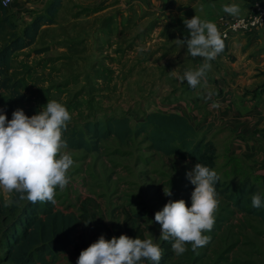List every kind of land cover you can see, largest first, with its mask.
<instances>
[{
	"label": "rangeland",
	"instance_id": "obj_1",
	"mask_svg": "<svg viewBox=\"0 0 264 264\" xmlns=\"http://www.w3.org/2000/svg\"><path fill=\"white\" fill-rule=\"evenodd\" d=\"M2 18L0 13V21ZM11 32L12 28L8 25L0 27V45L8 41ZM15 33L20 34L21 27L19 30L15 28ZM47 34L44 33L41 38H46ZM81 39H73L72 45L78 44ZM87 41L92 42L93 47L82 42L81 47L77 46L81 48L78 58L72 55L60 62L52 57H40L42 55L39 56L38 52L42 49H36V46L17 51L11 60V75L21 79L20 90L28 96L27 104L43 108L47 100L55 99L63 103L71 115L67 124L69 130L83 129L88 120L105 121L111 116L124 115L130 117L131 125L134 126L135 121L145 115L140 110L146 108L142 107L145 105L143 100L148 101L150 96L154 99V93L142 85L145 77L141 75L140 81L124 80L127 77L130 79L132 69V63L129 58H125V53H118L117 57L120 63H124V73L115 80H107L109 77L106 74L108 68H113L112 65L103 62L102 55L92 60L94 52H101L103 48L96 40ZM116 48L111 49L112 57L117 53ZM91 49L95 51L92 52ZM29 60H32L31 64L28 63ZM143 74L147 77L148 72ZM124 81L127 82L125 91ZM155 104L153 100L152 105ZM18 105L23 109L26 104ZM88 137L86 134L87 140L90 139ZM101 139L98 151L67 147L66 151L71 154L74 163L68 171V185L64 190L56 188L57 206L66 213L79 214L81 203H85L89 221L84 223L83 232L88 246L101 234L105 239L124 234L126 226L123 222L126 215L123 211L128 214L140 213L142 218L137 224L144 227L145 238H152L160 246V226L154 219L155 212L161 210L169 199H183L187 206L191 205L194 185L187 179L186 172L194 167L193 161L156 151L150 146L144 133L132 135L125 141L114 136ZM217 173L219 186H231L227 194L238 184H242L254 186V191L247 198L251 199L254 194L264 195L259 180L252 182L250 176H228L220 169H217ZM168 188L172 193L170 197L163 192V189ZM9 196L12 193L0 190V202L4 206ZM218 199L220 203L215 213V224L210 232L205 233L210 236L208 244L195 252L191 250L190 244L186 245L187 251L180 256L171 250L172 255L164 264H264L262 219L239 209L225 195L218 196ZM22 203L18 204L19 208ZM18 214V210L12 212L9 207L0 211V255L5 250L2 244L5 241V227ZM78 256V251L72 249L61 253L52 264H76ZM141 264L151 262L143 260Z\"/></svg>",
	"mask_w": 264,
	"mask_h": 264
},
{
	"label": "crops",
	"instance_id": "obj_2",
	"mask_svg": "<svg viewBox=\"0 0 264 264\" xmlns=\"http://www.w3.org/2000/svg\"><path fill=\"white\" fill-rule=\"evenodd\" d=\"M50 1L14 0L5 16L22 30L37 14L45 12ZM232 3L240 5L239 16L251 11L249 0H60V7L52 15L53 23L42 25L34 43L23 49L36 46L42 49L40 57L60 62L72 55L78 58L81 43L93 47L87 40H96L103 50L91 49L95 51L92 60L102 55L103 62L113 67L108 68L107 80L124 73V63L117 57L125 53L132 69L130 79L124 80L140 81L141 75L145 77L142 85L154 93V99L150 96L148 101L143 100V114L181 115L193 128L194 138L211 144L215 156L211 169L233 177L250 176L252 182L259 180L264 189V23L224 40V50L209 61L206 85L202 79L193 89L173 74L183 75L205 63L204 58L191 56L186 43L180 42L189 35L183 20L198 15L219 28L222 19L231 16L222 6ZM4 25L7 22L0 26ZM44 33H48L47 37L41 38ZM73 39L81 41L72 45ZM115 47L117 53L112 57L111 49ZM209 92L211 99L206 100ZM213 102L219 107H211Z\"/></svg>",
	"mask_w": 264,
	"mask_h": 264
},
{
	"label": "clouds",
	"instance_id": "obj_3",
	"mask_svg": "<svg viewBox=\"0 0 264 264\" xmlns=\"http://www.w3.org/2000/svg\"><path fill=\"white\" fill-rule=\"evenodd\" d=\"M223 11L231 16H239L240 5L232 3L222 6ZM203 11V5L200 6ZM189 35L180 40L186 43L188 53L205 60L195 70H186L183 75L173 73L178 79L187 81L195 89L207 84L206 74L211 69L209 61L224 50L225 44L221 32L214 22L194 15L184 19ZM209 92L204 98L211 99ZM213 108L219 104L213 102ZM71 115L66 106L53 99L32 116H27L22 109H15L12 118H6L0 110V190L5 193H17L20 200L31 203L55 201L56 188L64 190L69 183L68 171L74 161L66 151L67 143L63 132L67 128ZM186 177L194 188L191 192V205L183 199H169L161 210L155 212L154 219L160 226V240L171 241V250L177 256L187 251L191 245L193 252L210 241V232L215 224V213L219 207L215 182L219 179L215 170L201 163L186 172ZM166 196H171L170 189H163ZM15 203L9 196L5 207ZM254 208L262 207L259 194L251 197ZM163 250L152 238H130L121 234L105 239L101 234L97 240L82 249L76 264H141L143 260L159 264Z\"/></svg>",
	"mask_w": 264,
	"mask_h": 264
},
{
	"label": "trees",
	"instance_id": "obj_4",
	"mask_svg": "<svg viewBox=\"0 0 264 264\" xmlns=\"http://www.w3.org/2000/svg\"><path fill=\"white\" fill-rule=\"evenodd\" d=\"M59 7L60 0H51L45 12L37 14L18 34L15 33L17 24L9 22L8 17L5 16L7 7L0 5V12L3 15L0 25L7 22V25L12 28L8 41L0 45V110H3L9 120L12 118V112L19 108L18 104H26L22 110L29 117L42 109L27 104L29 98L24 91L20 90L21 79L13 78L11 75V60L15 52L34 43L42 25L53 23L52 15ZM103 121L88 120L81 130H69L67 125L63 132L67 147L98 151L101 138L107 139L114 136L120 141H125L132 135L144 133L146 139L150 141V146L156 151L165 155L191 159L193 165L198 162L210 169L213 166L215 156L213 148L210 147L211 144L209 141L204 142V139L194 138L193 128L181 115L150 112L138 118L134 126L131 125L130 117L127 115L111 116L105 119V123ZM86 134L92 141L85 138ZM213 170L217 172L216 169ZM214 186L218 196L225 195L232 199L239 209L260 217L264 222V195L261 196L262 207L259 209L254 208L251 199L247 198L254 191L253 185L238 184L228 194L231 186L221 187L218 181ZM11 199L15 203L9 207L10 211L18 210L19 214L11 224L5 227V241L2 243L5 250L0 255V263L52 264L58 260L61 253L72 249L80 253L82 249L88 247L83 232L84 223L89 221L84 202L81 203L79 214H76L75 212L66 213L60 209L57 206L56 196L55 204L20 200L17 193H12ZM20 202H23L21 208L18 205ZM4 209V204L0 202V211ZM123 213L126 215L123 222L126 226L124 235L130 238H145L144 227L137 224L142 215L140 213L128 214L126 211ZM119 236L120 234H117L116 237ZM160 247L163 255L159 264H164L172 255L171 241H161Z\"/></svg>",
	"mask_w": 264,
	"mask_h": 264
},
{
	"label": "built area",
	"instance_id": "obj_5",
	"mask_svg": "<svg viewBox=\"0 0 264 264\" xmlns=\"http://www.w3.org/2000/svg\"><path fill=\"white\" fill-rule=\"evenodd\" d=\"M14 0H0L2 7H9ZM251 11L244 16L225 17L222 19V26L219 31L224 40H227L231 34L237 32L250 31L264 23V0H249Z\"/></svg>",
	"mask_w": 264,
	"mask_h": 264
}]
</instances>
